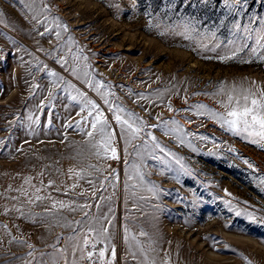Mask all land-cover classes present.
I'll list each match as a JSON object with an SVG mask.
<instances>
[{"label": "rangeland", "instance_id": "rangeland-1", "mask_svg": "<svg viewBox=\"0 0 264 264\" xmlns=\"http://www.w3.org/2000/svg\"><path fill=\"white\" fill-rule=\"evenodd\" d=\"M262 31L264 0H0V264H48L72 209L117 222L122 264H264V143L209 115L264 91ZM77 90L117 159L96 155Z\"/></svg>", "mask_w": 264, "mask_h": 264}, {"label": "snow or ice", "instance_id": "snow-or-ice-1", "mask_svg": "<svg viewBox=\"0 0 264 264\" xmlns=\"http://www.w3.org/2000/svg\"><path fill=\"white\" fill-rule=\"evenodd\" d=\"M225 4H229V0H224ZM236 3L239 4L240 0H236ZM239 27V25H237ZM65 31L67 29L65 28ZM246 32H249L250 29L245 28ZM59 32L57 33V37L59 38ZM257 45L260 48H264V31H262L258 39L256 40ZM245 45H241L243 48ZM257 51L256 48L252 49V52L255 53ZM264 59V56L261 57ZM74 59H79L78 56H74ZM86 59V57H85ZM73 74L76 73V69H72ZM50 76H55L56 74L53 72H49ZM88 75V73H85ZM55 83V82H54ZM90 87H95L96 91L100 93V89L105 86L100 82L96 81H88ZM68 88H72L71 84L67 85ZM104 103L106 105L109 104L107 96L109 93H100ZM79 97V102L82 103V107L80 112L87 111V116L84 117V120L87 122L88 117H92L90 124L92 131L88 132L89 137H93L94 135H98L100 137L99 141L93 145V147L97 148L96 155L100 156L102 153L105 157L111 159H117L116 148L113 146L114 144V134L108 129L110 125L108 120L105 118L104 113L100 110L99 106L90 99H87L84 93L79 92L77 90V96H72L73 100H76ZM221 106L225 109L224 114H218L216 112H210L209 115L218 123L221 124L222 127H225L226 130L232 132L233 135H243L245 138H248L251 143H264V91L258 90V93L251 92L248 89H243L237 91L236 89H232L231 92L227 94L226 102H222ZM203 108V106H198ZM109 111L114 113L113 118L116 123L121 127L122 133L126 134L129 139H126V143H130L132 139H137L140 136V133L143 130L144 122L139 120L138 117L135 116L134 113L127 112L123 108H112L109 107ZM95 113V115H93ZM79 114V113H78ZM123 114V116L121 115ZM79 121L77 125L79 126ZM168 122H165L167 124ZM172 124H176V121H172ZM182 131V130H181ZM167 135V132L165 133ZM149 139L155 145V147L159 148L161 152H163L166 156H170L171 154L166 152L164 148H162L158 142H156V138L151 135V133L147 134ZM145 151L148 149L147 142L144 145ZM102 150V151H101ZM110 153V156H109ZM159 159V157H154ZM179 163V161H177ZM264 183V180L261 181ZM95 195V191L93 192ZM39 199V197H37ZM63 206V205H62ZM81 207H87V205H81ZM99 207V205H97ZM87 215V213H85ZM105 219H107L105 217ZM111 224V221H107ZM92 232H96V236L89 239V235ZM108 228H100L93 229L89 228L88 232L84 234L82 238L83 247L80 248L81 253L84 252L85 248L90 246L92 249L96 248L97 243H110ZM108 251V248H103L98 252V259L101 264H112V260L115 259V249H111L112 259L105 260V252ZM94 256V252H87V259L92 260ZM84 258L83 256L81 257Z\"/></svg>", "mask_w": 264, "mask_h": 264}, {"label": "crops", "instance_id": "crops-1", "mask_svg": "<svg viewBox=\"0 0 264 264\" xmlns=\"http://www.w3.org/2000/svg\"><path fill=\"white\" fill-rule=\"evenodd\" d=\"M87 213V215H85ZM76 214V213H75ZM110 220L111 224L107 221ZM117 222L111 219H98L81 210L77 212L76 215H73L72 209V229L71 231H66L58 235L55 241H50V245L45 248V253L47 252L50 255L48 264H82L84 252L81 253L80 248L83 247L82 238L85 233L88 232L89 228L100 229L108 228L110 243L102 242L104 248H108V251L105 252V260L112 259L111 249H115V259L112 260V264H122L120 255L122 253L121 246H116L114 239L115 237L120 236V230H117ZM96 232H92L89 235V239L96 236ZM39 252V250H38Z\"/></svg>", "mask_w": 264, "mask_h": 264}, {"label": "built area", "instance_id": "built-area-1", "mask_svg": "<svg viewBox=\"0 0 264 264\" xmlns=\"http://www.w3.org/2000/svg\"><path fill=\"white\" fill-rule=\"evenodd\" d=\"M104 248L103 243H97L96 248L92 249L90 246L86 247L84 250V258L82 264H101L100 260L98 259V252L99 250ZM92 251L94 252V256L92 260L87 259V252Z\"/></svg>", "mask_w": 264, "mask_h": 264}]
</instances>
